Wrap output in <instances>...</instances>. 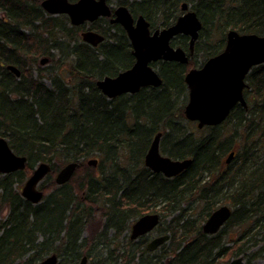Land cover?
I'll use <instances>...</instances> for the list:
<instances>
[{
    "label": "trees",
    "instance_id": "obj_1",
    "mask_svg": "<svg viewBox=\"0 0 264 264\" xmlns=\"http://www.w3.org/2000/svg\"><path fill=\"white\" fill-rule=\"evenodd\" d=\"M181 1L133 0L129 7L155 24V16L165 15ZM187 1L203 20L196 54L204 59L223 49L230 29L264 35V0ZM41 2L0 0V136L15 153L27 157L24 170L0 174V205L8 209L6 219L0 216V264H36L50 252L44 249L49 236L67 247L62 254H70L72 264L96 254L94 243L103 240L106 255L98 264H227L240 255L251 264L257 252L250 249L258 246L259 233L250 230L264 227V196L257 193L264 182V64L247 76L248 107H235L228 121L207 126L210 133L197 136L184 123L185 75L201 63L196 56L188 64L156 65L161 87L108 99L96 80L133 65L126 31L111 26L104 32L105 41L92 46L82 41L68 17L47 14ZM215 32L217 43L212 41ZM182 39L177 44L187 46ZM45 56L58 64L53 76L44 66L48 62L42 63ZM256 117L260 121L249 127ZM229 123L233 132L227 135ZM159 131L162 153L193 159L177 176L166 177L145 165ZM238 136L254 140L234 149ZM231 151L235 156L226 163ZM91 159L98 160L97 166L88 164ZM42 162L50 163L52 171L49 185H42L45 197L35 205L22 196L21 187ZM70 162L80 163L76 181L60 186L54 175ZM230 179L238 185L228 187ZM230 188L231 195L225 193ZM222 203L234 207L232 217L217 234H205L203 222ZM147 213H159L157 230L170 234L168 244L153 252L144 244L146 237L133 240L128 232L120 234ZM114 221L125 224L116 227ZM94 223L104 230L85 238L83 232ZM232 225L241 226L244 234L229 238L226 228ZM109 226L119 233L108 235ZM91 239L94 245L86 252Z\"/></svg>",
    "mask_w": 264,
    "mask_h": 264
},
{
    "label": "water",
    "instance_id": "obj_2",
    "mask_svg": "<svg viewBox=\"0 0 264 264\" xmlns=\"http://www.w3.org/2000/svg\"><path fill=\"white\" fill-rule=\"evenodd\" d=\"M185 5V4H184ZM42 8L51 15L67 14L72 24L78 25L86 20L92 21L99 16L111 14L107 0H43ZM115 22L120 23L127 31L136 58L134 65L116 76H105L96 82L104 95L112 99L126 93H137L144 87H160L163 79L151 65L158 60H175L188 63V56L183 48L171 46V39L180 34L191 36V50L199 38L202 22L195 11H190L179 18L176 24L153 33L150 23L144 16L134 18L127 6H120L115 11ZM83 40L96 46L104 40V36L93 31L84 32ZM47 59H43L45 63ZM264 63V35L257 33H240L230 30L227 34L225 49L208 59L201 68L188 71L185 81L189 89V99L185 106V115L191 121H197L198 127L214 126L223 123L237 103L247 107L244 90L248 86L245 81L250 70ZM11 71L20 75L15 65H9ZM163 133L158 132L145 155V165L153 172L163 173L166 177H174L190 167L193 159L172 158L162 154L160 141ZM234 151L227 157V163L234 157ZM89 165L97 166L98 160L92 159ZM27 165V157L18 155L10 147L9 141L0 136V173L8 174L23 170ZM78 162L64 165L56 175V183L64 184L76 172ZM52 171L48 162L35 167L32 175L22 187V196L37 204L43 200L44 192L39 188L41 181ZM232 215L229 205L216 208L203 224V231L208 234L217 233ZM158 214L142 215L132 226V238H136L150 230L158 223ZM168 235L153 239L149 250H154L166 240ZM58 257L51 255L38 264H57ZM79 264H88V257L83 256ZM119 264H123L122 262ZM228 264H246L243 256L233 258Z\"/></svg>",
    "mask_w": 264,
    "mask_h": 264
},
{
    "label": "flooded vegetation",
    "instance_id": "obj_3",
    "mask_svg": "<svg viewBox=\"0 0 264 264\" xmlns=\"http://www.w3.org/2000/svg\"><path fill=\"white\" fill-rule=\"evenodd\" d=\"M70 1H72V0H70ZM76 1H78V0H73L72 2H76ZM130 3H133V0H107V4L110 6V9H111V14L110 15H106V16H99L98 18H96V19H94V20H92V21H89V20H86L85 22H83V23H81V24H78V25H74V24H72V22H71V19H70V17L67 15V14H58V15H55V16H59V15H63V16H65V17H68L69 18V22H70V24L73 26V27H75L76 29H79V35H80V37H81V39H82V41H83V37H82V34L84 33V32H88V31H93V32H97V33H99V34H101V35H103L104 36V40L103 41H105V38H106V35L104 34V32H105V30H107L109 27H111V26H113L114 27V25H120L124 30H125V28L120 24V23H118V22H115L114 21V19H115V17H116V14H115V11H116V9L118 8V7H120V6H127L128 8H129V10H130V12H131V14H132V16L136 19V18H138L139 16H144L145 18H146V20L150 23V30H151V33H153L154 31H156L157 29H160V30H163V29H165V28H169V27H171V26H173L174 24H176L177 23V21L179 20V18L180 17H182L183 15H185L186 13H188V12H190V11H195L194 9H193V4L192 3H190L189 1H187V0H182L181 2H180V5L177 7V8H174V7H171V9H169V10H171V11H169V12H167V13H165V15H163L162 13L159 15V16H155V24H153V22H152V20H150L146 15H144V14H134V13H132V11H131V8L129 7V4ZM185 4V5H184ZM196 12V11H195ZM197 13V12H196ZM197 15H198V13H197ZM198 17H199V19L201 20V22H202V24H203V20L200 18V16L198 15ZM203 28H204V25L202 26V29L200 30V34H199V37H200V35H201V32H202V30H203ZM230 30H232V29H230ZM230 30H228L227 31V34H228V32L230 31ZM233 30H236V29H233ZM238 31V30H237ZM239 32V31H238ZM227 34H226V41L224 42V47H223V49L220 51V52H218L217 54H215V55H218L219 53H221L224 49H225V47H226V44H227ZM258 34V33H257ZM261 35V34H260ZM182 37H185L186 39H187V41H188V45L187 46H179L177 43H178V41H179V39H180V41H183V39H182ZM128 39H129V37H128ZM198 40H199V38L197 39V41H196V43H195V45H194V49H193V51L191 50V36L189 35V34H184V33H180V34H178V35H176V36H174L172 39H171V42H170V44H171V46H173V47H175V48H178V47H181V48H183L184 50H185V52H186V55L188 56V63L190 62V59H192V60H194V58H195V55H196V44H197V42H198ZM102 41V42H103ZM129 41H130V39H129ZM83 42H85V41H83ZM87 43V42H86ZM130 43H131V41H130ZM89 44V43H88ZM132 46V45H131ZM132 54H133V48H132ZM215 55H213V56H215ZM134 56V55H133ZM213 56H211V57H213ZM211 57H207L206 59H205V61H203L202 63H199L197 66H195V67H192V68H201L205 63H206V61L208 60V59H210ZM134 59H135V61H136V58H135V56H134ZM135 61H134V63H135ZM162 62H176V63H181V62H178V61H175V60H158V61H155V62H153L151 65L158 71V73L160 74V72H159V68H158V66H156V65H159L160 63H162ZM134 63H133V65H134ZM188 63H186V64H188ZM46 64V63H45ZM181 64H185V63H181ZM264 64V63H263ZM132 65V66H133ZM131 66V67H132ZM256 66H258V65H256ZM131 67H129V68H131ZM128 68V69H129ZM191 68V69H192ZM253 69V68H252ZM252 69L250 70V72L252 71ZM190 70V69H189ZM188 70V71H189ZM188 71H187V73H188ZM249 72V73H250ZM186 73V74H187ZM248 73V74H249ZM248 74L246 75V78H245V81H246V83L248 84V86L245 88V90H244V95H245V97H246V100H247V96H246V91H247V89L249 88V82H248V80H247V76H248ZM161 76V75H160ZM162 77V76H161ZM185 77H186V75H185ZM163 79V78H162ZM186 82V81H185ZM186 85H187V83H186ZM146 88V87H145ZM143 89V88H142ZM187 89H188V85H187ZM138 93V92H137ZM135 94V93H134ZM188 94H189V89H188ZM188 98H189V95H188ZM188 101V100H187ZM247 102H248V100H247ZM186 105V104H185ZM239 106H243L242 105V103H237L235 106H234V108L232 109V111H231V114H230V116L228 117V119L226 120V121H228L229 119H230V117L232 116V112L234 111V109H235V107H239ZM244 107V106H243ZM247 107H248V104H247ZM246 108V107H245ZM225 121V122H226ZM160 150H161V141H160ZM161 152H162V150H161ZM232 152V151H231ZM230 155V154H229ZM228 155V156H229ZM234 156H235V153H234ZM234 158V157H233ZM227 160V159H226ZM233 160V159H232ZM231 160V161H232ZM226 163H227V161H226ZM230 163V162H229ZM220 206H222L221 204L218 206V207H220ZM217 207V208H218ZM147 214H150V213H147ZM155 214H158L159 215V217H160V219H161V216H160V214L159 213H155ZM232 214H233V210H232ZM145 215V214H144ZM141 217V216H140ZM139 217V218H140ZM231 217H232V215H231ZM230 217V218H231ZM230 218H229V220H230ZM138 219V218H137ZM136 219V220H137ZM135 220V221H136ZM228 220V221H229ZM135 221L133 222V224L135 223ZM228 221L221 227V229L218 231V232H220L225 226H226V224L228 223ZM133 224L131 225V228H130V230L129 231H127L128 232V234L130 235V238L131 239H133V240H138L140 237H146L149 241H148V243H147V245H146V248H147V250L148 251H151V252H153V251H155V250H157L158 249V247L156 248V249H154V250H149L148 249V245H149V243L153 240V239H155V238H157V237H160V236H164V235H168L169 237H168V240H166V242L167 241H169V239H170V234L169 233H159V231L157 230L158 229V226L160 225V220H159V223L152 229V230H150V231H148V232H146V233H144V234H142V235H140V236H138V237H136V238H132V226H133ZM202 230H203V224H202ZM204 232V231H203ZM217 232V233H218ZM205 233V232H204ZM217 233H215V234H217ZM205 234H208V233H205ZM208 235H213V234H208ZM165 243H163L162 245H164ZM162 245H160V246H162Z\"/></svg>",
    "mask_w": 264,
    "mask_h": 264
},
{
    "label": "rangeland",
    "instance_id": "obj_4",
    "mask_svg": "<svg viewBox=\"0 0 264 264\" xmlns=\"http://www.w3.org/2000/svg\"><path fill=\"white\" fill-rule=\"evenodd\" d=\"M240 33H243V32H240ZM213 42H215V43H217V41H218V33L217 32H215V34L213 35V40H212ZM198 42H199V40H198ZM202 54L201 53H198V54H196L195 56L198 58V60L202 63L203 61H205V59L201 56ZM43 59V58H42ZM48 61H46V63H47ZM45 67H48L49 69H50V71L52 72V76L56 73V72H54L56 69H57V66H58V64H56V63H51V62H48L46 65H44ZM47 72H45V74H46ZM43 80L48 84V85H50V80L48 79V78H43ZM187 103V102H186ZM184 114H185V112H184ZM185 117H186V115H185ZM186 120L187 121H184V123H185V126H187V128H188V132H192V133H195L197 136H201V135H203V134H209L210 133V131H209V129H207L206 127H203V128H199L198 127V123L196 122V121H191V120H189L187 117H186ZM231 127H232V124L231 123H229L228 125H227V127H226V129H227V135L228 134H231L232 132H233V128L231 129ZM187 128H185V129H187ZM231 129V130H230ZM244 131V130H243ZM243 131H242V133H243ZM247 132V131H246ZM166 139H168V138H166ZM246 140H248L249 141V144L248 145H250V142L252 141V140H254V139H242V137H237L236 139H234V144H233V146H234V149H237L240 145H244V143H245V141ZM164 154V153H163ZM164 155H166V154H164ZM168 156V155H167ZM225 158H227V155L225 156ZM174 159H176V158H174ZM55 177H54V179H53V177H52V179L53 180H55V178H56V175H54ZM48 177H46L41 183H40V185H39V188L40 189H42V185L44 186H48L49 185V180L47 179ZM52 179H50L51 181H53ZM56 182V181H55ZM22 188V187H21ZM42 190H44V189H42ZM223 204V203H222ZM221 204V205H222ZM231 208H232V210H234V207L231 205V204H228ZM7 214H8V209H7V207L6 206H1L0 205V216L3 218V219H6V217H7ZM167 221H170L169 219L167 220ZM252 226H253V224H252ZM96 227H97V229H96ZM96 230V231H95ZM104 230V226H102V225H99L98 226V224L97 223H94V227H90L89 229H87V230H85L84 232H83V236L85 237V238H88L89 239V237L91 236V234L94 232V234H98V233H101L102 231ZM226 230H227V235L229 236V238H235L236 236H239L240 234H244V229H242V227L240 226V227H236V226H234V225H232V226H229V227H227L226 228ZM251 232L250 233H259V235L257 236V238H258V241H259V243H258V246H255V247H253L252 249H250L251 251L250 252H257V258H253L252 259V262H251V264H264V227H260V228H258V227H254V228H252L251 230H250ZM261 231V232H260ZM243 232V233H242ZM111 234V233H110ZM109 234V235H110ZM92 239L90 240V242L89 243H87L88 244V246L87 247H85V251L87 252V251H89V250H91V245L93 244L92 243ZM168 242L169 241H165V244H168ZM96 243V242H95ZM94 243V244H95ZM93 244V245H94ZM101 244H97V245H95V247H94V250L96 251V254H94V255H92L91 257L89 256L88 257V259H89V262H88V264H98V260L99 259H104L105 258V255H106V253H105V251H104V249L100 246ZM228 245H231V244H228ZM110 247H111V245H110ZM87 254V253H86ZM236 256H234V257H232L231 259H230V261L233 259V258H235ZM243 259H244V262L246 263L247 262V257H245V256H243ZM229 261V262H230ZM80 262V261H79ZM79 262H77L76 264H79ZM121 262V261H120ZM120 262H118L117 264H119ZM228 262V263H229ZM123 263V262H122ZM227 263V264H228ZM58 264H68V263H66V262H59ZM124 264V263H123ZM247 264V263H246Z\"/></svg>",
    "mask_w": 264,
    "mask_h": 264
},
{
    "label": "bare ground",
    "instance_id": "obj_5",
    "mask_svg": "<svg viewBox=\"0 0 264 264\" xmlns=\"http://www.w3.org/2000/svg\"><path fill=\"white\" fill-rule=\"evenodd\" d=\"M116 45H120V41H117L116 42ZM43 59H47V60H49V57H47V56H45V57H43ZM42 59V60H43ZM14 60H16L15 58H14ZM9 65H14V64H9ZM9 65H7L8 67H9ZM108 76V75H107ZM105 77V76H104ZM104 77H101V78H99V79H97L96 80V82L97 81H99V80H101V79H103ZM126 94H130V93H126ZM117 97H119V96H117ZM117 97H115V98H117ZM112 99H114V98H112ZM258 121H260L259 120V118L258 117H256V118H254L253 119V124H249V127H255V123H257ZM263 124V123H262ZM164 126V125H163ZM258 127V126H257ZM256 127V128H257ZM160 132V131H159ZM162 132V131H161ZM144 160H145V157H144ZM78 164H79V166H80V163L78 162ZM78 166V167H79ZM78 169V168H77ZM82 175H84V173H82ZM74 177V175L68 180V181H66L64 184H71V183H74L75 181H76V178H73ZM85 181V179H83V180H81V183H83ZM227 185H228V187H235V186H237L238 185V183L237 182H235V181H233V180H228L227 182ZM64 184H58V185H64ZM78 186V185H77ZM229 192V195H231L233 192H231V188L228 190V191H226L225 193H228ZM257 193H258V195H263L264 196V182L262 181L261 182V188L260 189H257ZM44 197H45V192H44V196H43V199H44ZM27 200V199H26ZM32 203V202H31ZM222 205H228L227 203H223ZM84 214V213H83ZM82 214V215H83ZM211 215V214H210ZM209 215V216H210ZM208 216V217H209ZM122 216L119 214V216L117 217L120 221L122 220V218H121ZM208 217L206 218V220L208 219ZM92 219V215H91V217L89 218V217H86L85 218V220H84V225H86V224H88V222L90 221ZM205 220V221H206ZM120 221H114V223H115V226L116 227H118L119 225H121V223H120ZM204 221V222H205ZM204 222H203V224H204ZM123 224H125V222L123 223ZM122 224V225H123ZM121 225V226H122ZM107 226V225H106ZM120 226V227H121ZM108 235L111 233V234H114V233H119V230H117V229H115L114 227H108ZM127 231H128V229L126 228V229H124L120 234L123 236V235H125L126 233H127ZM39 234L41 235V236H43V234L44 233H42V232H39ZM110 234V235H111ZM148 239H146L145 241H144V244H145V246L147 245V243H148ZM61 243H62V241H60L59 242V239H57V238H53V236H49L47 239H46V241H45V245H44V249L45 250H47V251H50V252H48V253H46V257L45 258H47L48 256H51V255H56L57 257H58V260L60 261V262H66V263H68V264H72L71 263V261H70V258H71V256H70V254H67V255H63L62 253H65L66 251L65 250H67V247H65V246H63L62 248H61ZM99 242H97V243H95V244H98ZM105 245H107L106 244V240H103L102 242H101V247L104 249V250H107V248H106V246ZM69 248V247H68ZM70 250V249H69ZM53 251H55V252H53ZM95 251V250H94ZM57 252V253H56ZM96 252V251H95ZM92 255H94V253L92 254ZM83 256H87V255H83ZM82 256V257H83ZM88 257V256H87ZM44 258V259H45ZM44 259H42V260H40L39 262H37L36 264H38V263H40L41 261H43ZM82 259V258H81ZM80 259V260H81ZM79 260V261H80ZM101 259H99L98 260V262L100 261ZM78 261V262H79Z\"/></svg>",
    "mask_w": 264,
    "mask_h": 264
}]
</instances>
